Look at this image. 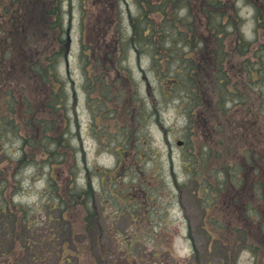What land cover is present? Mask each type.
I'll list each match as a JSON object with an SVG mask.
<instances>
[{
  "label": "trees",
  "instance_id": "obj_1",
  "mask_svg": "<svg viewBox=\"0 0 264 264\" xmlns=\"http://www.w3.org/2000/svg\"><path fill=\"white\" fill-rule=\"evenodd\" d=\"M134 1L139 12L135 16H130L128 27L123 25L120 18L115 21L116 29L111 38L104 43L103 49L95 47V39L94 47L86 50L83 45L85 42L81 39L78 62L84 76L82 87L86 94V103L93 116L115 120L114 125L121 126L119 133L107 131L111 135L107 136L105 142L108 144L107 150L117 158V168L105 172L104 170L96 171V166L92 167V172L101 176L99 182L101 186L106 180L109 184L118 180L115 174L125 167L123 159H126L128 163H135L138 167L142 160L152 155L148 153L147 140L140 139L138 133L147 126L146 123L151 115L158 112V107L157 103L151 100L148 104L147 96L141 98L136 94V83L131 79V69L127 64L131 49L135 51L138 59L141 54L150 55L151 67L157 75L160 94L166 99L177 94L180 108L188 112L190 120L194 118V115H198L199 111L203 112L204 107L209 103L220 115L234 112L237 110V105L241 103L248 105V102L254 105L256 110L261 101L259 95L253 91L247 95V91L249 88L253 90L251 83L264 71L263 67L258 66L262 55H257L254 62L247 60L245 53L249 52L255 41L244 39L233 21L230 20L228 23L223 21L224 14L220 11L223 0ZM250 1L256 8L257 22H260V18L264 19V0ZM183 8H188L189 12L179 17V12ZM192 8H195L204 18L201 22L204 26L202 30H197L195 22L191 24L188 20V16L192 14ZM61 10V4L57 0H0V153L5 151V145L9 143L10 138L11 145L16 141L20 142L18 148L11 147V157L9 153L6 155L7 160L0 157V185L6 183L8 187L11 183L8 179L9 175L11 179H16L19 172L27 167L40 168L43 163L44 167L47 166L49 171H52L48 176L47 184L58 189L53 176L57 163L55 157L59 154L66 156L74 153V147L67 134L69 129L67 118L69 117L63 95L64 84L57 68L59 57L66 51V41L62 37L65 31ZM43 14L47 17L44 34L49 38L51 33H54V41L49 40V45L38 52L34 50L30 53L24 52L27 47L32 46L27 41L21 43L17 40V36L21 30L30 28L32 23ZM217 23L222 29H216V38H211L215 40L210 43L209 36H212L211 32ZM232 27H234L233 32H230ZM260 30H264V23L257 24L256 32ZM86 38V41L91 43L90 36L86 35ZM211 45H213L214 53L213 76L207 71L212 56L211 50L209 52L207 48ZM197 48L201 56L193 58L192 61H186L188 55L185 54H190L188 52ZM203 48H205L204 56ZM257 49L258 53L264 51V47ZM163 51L165 53L170 51L171 54L170 60L161 66L162 61L158 64L156 59L164 53ZM180 51L185 56L179 54ZM173 53H177L176 59L171 60ZM205 55H208V58ZM240 62H243L244 69L245 63L248 64L247 75H241L243 70ZM229 72L233 76H229ZM246 77L249 85H246L248 82ZM31 88L34 89L31 90ZM42 91L46 92L44 97ZM226 94L232 96L226 98ZM40 96L42 99H38ZM240 96H249L247 103L240 102ZM36 103L39 105L37 110L33 109ZM248 111L250 114L248 118L253 121L256 112L251 110L250 106ZM219 115L216 116L217 118L213 116L210 119L211 116L200 114L205 120L210 119L213 128L217 129L218 137H215V144L201 141L203 145L195 148L194 144L189 143L186 144V152L182 155L184 158L187 154L189 155L192 173L198 171V167L211 164L208 152L219 156V159L215 161V169L213 168L216 173L224 175L230 172L229 167H236L233 171L235 179L225 184V186L229 184V187L223 189L222 185L226 178L222 175L219 177L221 185L217 193H215L217 190L208 185L207 179L201 182L196 181L194 189L197 190L199 198L204 199L208 194L212 197L211 202L206 198L200 199L202 212L208 211V204L213 206L215 208L213 211H218L216 219L221 221L220 225L225 224L216 229L221 231L222 263L237 264V255L241 249H247L256 259L252 264H257L260 255L264 259V168L258 163L259 153L253 151L256 150L253 144L257 142L239 139L237 134L241 129L238 123L229 122V128L222 130ZM218 121L221 123L220 128L215 127ZM4 136L8 139L1 142ZM14 154H16L15 158H13ZM40 155L42 158L37 159ZM65 158L68 159V157ZM3 161L8 163L5 168H3ZM64 161L59 162L64 164ZM75 166L73 170L71 169L72 174L63 183L61 191L55 190L50 199L65 202L72 207H82L81 214L84 213L82 221L81 223L76 221L81 226L80 230L83 227L82 242L89 239V243L91 245L94 243V246L96 245L95 247L99 249L95 263L90 261L88 264H109L107 253L102 249L98 237L100 235H90L93 229L92 224L98 223V211L92 204L93 191L90 180L81 188L77 187V179L74 178ZM206 174L211 175L209 172ZM252 174L253 176L255 174L256 178ZM115 185L116 183L113 184ZM4 188L0 186V223H7V226H4V230L0 225V262L32 264L40 258L39 255H44L41 250V245L44 243L37 238L38 243L33 245L35 241L30 235L36 223L35 218L30 216V207L12 201V195L18 192L21 183L11 184V202ZM201 193L203 195H200ZM129 195L130 188L126 191V197L128 198ZM112 196L121 198V193L116 190ZM216 198H221L222 204H219ZM66 210H61L55 219L62 224V229L67 224L72 225L75 222V219L66 217ZM135 212L130 210L129 215L136 219L137 215H133ZM221 212L224 214L223 218H220ZM140 215L144 216L142 206ZM49 218L52 219L50 216ZM206 223L210 224L208 221ZM218 223L219 221L217 225ZM189 229L188 235L191 239ZM2 230H4L3 235ZM70 230L76 234L73 227H70ZM208 230L213 232L212 228ZM7 235L11 237L7 238ZM44 236L43 240L47 242L48 236ZM128 237L124 239V248L128 253L143 248L144 242L140 233H132ZM85 257L90 258L89 253L85 254ZM62 260L69 259L63 257Z\"/></svg>",
  "mask_w": 264,
  "mask_h": 264
},
{
  "label": "rangeland",
  "instance_id": "obj_2",
  "mask_svg": "<svg viewBox=\"0 0 264 264\" xmlns=\"http://www.w3.org/2000/svg\"><path fill=\"white\" fill-rule=\"evenodd\" d=\"M57 2L61 4L64 31L66 30L62 37L67 43V48H69L67 62L64 56L61 55L58 59L57 68L59 77L64 84L63 95L66 100L65 105L69 117L67 118V127L69 128L67 134L71 140V145L74 147V155L61 156L59 154L56 156L57 158L55 157L57 167L55 166L53 170V176L58 189L53 185L47 184L49 181L47 180L49 179L48 176L52 171H49V167H44L43 163H41L40 168L32 167L22 170L16 176V179H11V175L8 178L11 182L10 185L14 183L22 184V188L17 192L18 195L14 196V201L28 205L31 208L30 216L35 218L36 223L30 233L35 241L33 245L38 243L37 238L40 236L42 238L44 235L48 236L47 242H45L46 240H41L44 243L41 245L42 254L44 255H39L40 258L33 264H66L62 260L63 256H68L71 261L70 264H77L78 262L79 264H88L90 261L93 263L96 261L99 253L98 247L96 248L94 243L91 245L89 239H85L82 242V239H84L81 236L83 227L80 230L81 226L78 225L84 216V213L81 214L82 207H72L65 204V202L50 199L54 195L55 190L61 191L63 183L72 174L71 169L73 170L75 165L74 178L77 179V187L81 188L90 180L93 191L92 204L95 205V209L98 211V225L92 224L93 229L90 235H100L98 237L100 238L102 249L104 252L109 253L106 257H108L110 264H143V261L146 264H222V261H220L222 252V244H220L221 231L216 229L225 224L220 225L221 221L216 219L218 211H213L215 210L213 206L208 204V211L206 213L202 212L201 200L206 198L207 201L211 202L212 197L208 194L204 199L199 198L197 197V190L195 191L194 189L196 181L201 182L207 179L209 181L208 185L217 190L215 193L218 192V187L221 185L219 177L223 174L216 173L214 165L219 156L208 152V154L210 153L209 162L211 164L198 167V171L192 173L189 155L187 154L185 158L182 155L183 152H186V144L192 143L195 148L201 147L203 145L202 142L207 143L209 141L211 144H215V137H218V131L213 128L210 119L213 116L217 118L216 116L219 115L218 111L209 103L204 107L203 112L199 111L198 115H194V118L190 120L188 112L180 108L177 94L169 99L164 98L160 94L157 75L151 67L150 55L144 53L138 59L135 51L131 49L127 64L131 69V79L136 83V94L141 98L142 96H147L146 101L148 104L149 100H151L156 102L158 107V112L151 115L146 123L147 126L138 133L140 139L144 138L147 140L148 153L152 155L142 160L138 167L135 163L131 162L133 163L131 165L126 159H123L125 167L123 166L124 168L115 174L118 180L111 184L107 183L106 180L101 186L99 183L101 176L92 172V167L96 166V171L104 170L105 172L106 170L113 171V169L117 168V158L111 151L107 150L108 144L105 142L107 136L111 135L109 133L121 132V126L119 127L118 124L114 125L115 120H106V118L93 116L90 107L86 103V94L82 87L84 76L78 62L81 46L80 38L86 43L83 44L86 50L94 47L95 39V47L103 49L104 43L111 38L114 29H116L117 24L115 21L120 18L123 25L128 27L129 16H135L139 9L134 0H57ZM192 9V14L188 16V20L191 24L195 22L197 30H202L204 26H202L201 22L204 21V18L200 16L195 8ZM220 11L221 14H224L222 17L223 21L227 23L230 20L233 21L237 31L243 35L244 39L255 41L249 52L245 54H247L249 62H254L257 55H262L258 66L264 68V51L258 53L257 49L264 47V44H262L264 43V30L256 32L257 24H263L264 19L260 18V22H257V11L253 3L250 0H223ZM186 12H189L188 8L180 10L179 17H182ZM46 26L47 17L43 14V16L32 23L30 28L20 31L17 40L21 43L27 41L32 46L27 47L24 52L30 53L33 50L38 52L49 45V40L54 41V33H51L49 38L44 34ZM233 28L229 31L233 32ZM216 29H222L220 24L217 23L213 27L212 36H209L208 42L211 43L215 40L211 38H216ZM86 35L90 36L92 44L86 41ZM26 36L28 37L26 38ZM221 36H224V34H221ZM188 37H190V33H188ZM69 39L70 43L68 44ZM99 40L101 41L98 42ZM212 46L207 48L212 53L211 64L207 67V71L213 76L212 61L214 53ZM163 52L156 59L158 64L162 61L161 66H164L163 64L170 60L169 55L171 54L170 51ZM188 53L190 54H185L188 55L185 59L186 61H192L193 58L201 56L198 48ZM176 54H172L171 60L176 59ZM179 54L182 55V51ZM204 54L205 48H203V56ZM205 56L208 58V55ZM240 65L243 70L241 75H247L248 71L246 68L248 64L245 63V69L243 62H240ZM263 74L264 71L251 83L253 84L252 87H254L253 90L249 88L247 91V95L252 93V91L259 95V98H261L259 108L255 110L254 105L250 104V102L247 103L246 100L249 96H240V102H245L248 105L241 103L237 105L236 111L228 114L221 113L218 119L222 123V130L229 128V122L238 123L241 131L237 134V137L239 139L242 138L244 141L257 142V144H253V147L256 146V150L254 149L253 151L259 153L260 159L258 163L262 164L264 168ZM229 76H233L231 72H229ZM246 85H249V81L246 82ZM33 89L31 88V90ZM29 93L32 94L31 91ZM45 93V91H42L43 97ZM225 96L230 98L232 95L226 94ZM251 98L254 100L253 96ZM38 99H42V96L38 97ZM228 104L230 103L228 102ZM249 106L251 110L256 112L253 121L248 118V115H250ZM34 107L33 109L37 110L39 105L36 103ZM200 114L211 117L207 121ZM220 122L218 121L215 127L220 128ZM219 136L220 138L222 137L221 134ZM7 139L8 137L4 136L1 138V142ZM177 140L184 141V147L178 145ZM19 146L20 142L18 141L11 145L10 138L9 143L5 145V151L0 153V157L7 160L6 155L8 153L11 157V147L18 148ZM15 155L13 158L16 157ZM223 156L225 158L226 154L224 153ZM65 157H68V159ZM41 158V155L37 157V159ZM61 160L66 161L62 164V162H59ZM5 164L6 162L3 161V168L8 165V163ZM235 169V166L229 167L230 172L224 173L223 176L226 181L222 185L223 189L229 187V184L225 186L227 182L235 179V174H233ZM206 172L211 175H207ZM3 177L6 176L3 175ZM253 177L256 178L255 174ZM114 183H116L115 186H113ZM0 186L5 187L4 191L7 190L5 192L7 195L9 191L7 184L2 183ZM129 188L130 195L127 198L126 191ZM116 190L120 191L121 198L112 196V193H115ZM200 195L203 194L201 193ZM217 199L215 200L217 201ZM218 203L222 204L221 198L218 199ZM141 206L144 216L140 215ZM63 209H67L65 212L66 217L75 219V222L72 225L67 224L62 229V224L55 219ZM130 210L132 212L136 211L133 214L137 215L136 219L129 215ZM223 215L221 212L220 218H223ZM48 216L52 217L50 221ZM94 217L95 215L93 219ZM207 221L210 224L206 223ZM217 221H219L218 225ZM204 223L206 224L204 225ZM70 227H73L76 234H73ZM188 227L192 236L191 240L187 239ZM211 228L213 232H209L208 229ZM133 232L141 234L144 242L143 248L134 253H126L125 250L122 251L124 249V247H121L122 239H125L126 235ZM1 234L3 235L4 232ZM191 243H194L197 247L195 256H193L194 254L191 255L189 247H192ZM59 253L62 254L61 259L59 258ZM87 253H89L90 258L85 257ZM137 257L139 260H135ZM194 257L196 259H193ZM255 260L249 251L241 249L236 261L237 264H252ZM257 264H264V259L261 255Z\"/></svg>",
  "mask_w": 264,
  "mask_h": 264
},
{
  "label": "water",
  "instance_id": "obj_3",
  "mask_svg": "<svg viewBox=\"0 0 264 264\" xmlns=\"http://www.w3.org/2000/svg\"><path fill=\"white\" fill-rule=\"evenodd\" d=\"M178 144H181V141H179Z\"/></svg>",
  "mask_w": 264,
  "mask_h": 264
}]
</instances>
